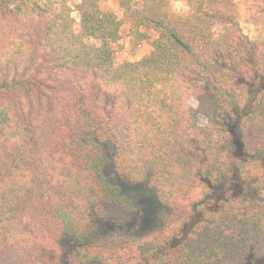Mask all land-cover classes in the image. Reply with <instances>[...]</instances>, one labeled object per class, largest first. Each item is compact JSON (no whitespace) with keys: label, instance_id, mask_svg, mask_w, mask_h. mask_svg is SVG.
<instances>
[{"label":"trees","instance_id":"16d2710c","mask_svg":"<svg viewBox=\"0 0 264 264\" xmlns=\"http://www.w3.org/2000/svg\"><path fill=\"white\" fill-rule=\"evenodd\" d=\"M108 1L0 0V264L264 261V158L239 138L264 137V36L235 0H182L181 18ZM125 30L139 61H120ZM235 176L244 191L166 248ZM131 187L154 193L153 227L100 239L103 218L141 228Z\"/></svg>","mask_w":264,"mask_h":264},{"label":"rangeland","instance_id":"374dc122","mask_svg":"<svg viewBox=\"0 0 264 264\" xmlns=\"http://www.w3.org/2000/svg\"><path fill=\"white\" fill-rule=\"evenodd\" d=\"M105 5L113 11H119V0H109ZM71 6L75 9L73 1ZM233 11L238 15L241 26L247 36L251 39H261L264 36V0H235ZM171 12L174 17L181 18L188 14V8L182 0H174L171 6ZM73 17L79 22L76 11L73 13ZM124 36L127 38L124 40L127 49L120 61L133 62L141 60L146 53V45L144 44L141 47L135 48L130 44V39L126 36V30ZM236 125L238 129L239 126L238 124ZM239 138L242 143L241 148L243 154L246 152H260L264 158V137L261 134L254 133L250 135L247 132L239 130ZM128 191L134 198L136 195H139L141 216L139 217L136 226L142 225L141 228L136 229L135 226H132L133 224L123 225L118 224L111 219L103 218L100 219L98 223L97 236L100 239L107 240L125 237L141 238L147 232L149 227H153L154 220H152V218H154L155 213L159 210L154 193L145 187H131L128 188ZM241 191L243 192L244 188L240 185L238 176H235L229 182L219 185L214 190L211 201L202 202L196 207L189 223L166 248L179 246L200 220L201 214L206 210H213L226 194L239 193ZM164 249L165 248H161L157 250V253ZM258 264H264V261Z\"/></svg>","mask_w":264,"mask_h":264}]
</instances>
